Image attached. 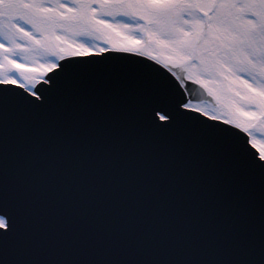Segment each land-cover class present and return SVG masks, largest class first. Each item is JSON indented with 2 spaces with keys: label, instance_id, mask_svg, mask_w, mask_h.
<instances>
[{
  "label": "snow or ice",
  "instance_id": "1",
  "mask_svg": "<svg viewBox=\"0 0 264 264\" xmlns=\"http://www.w3.org/2000/svg\"><path fill=\"white\" fill-rule=\"evenodd\" d=\"M0 264H264V0H0Z\"/></svg>",
  "mask_w": 264,
  "mask_h": 264
}]
</instances>
